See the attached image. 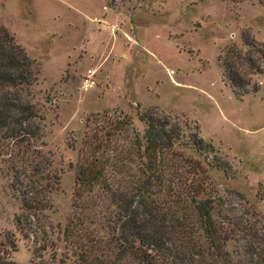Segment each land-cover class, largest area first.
Returning <instances> with one entry per match:
<instances>
[{"label":"rangeland","instance_id":"1","mask_svg":"<svg viewBox=\"0 0 264 264\" xmlns=\"http://www.w3.org/2000/svg\"><path fill=\"white\" fill-rule=\"evenodd\" d=\"M0 25L37 67L30 88L43 116L37 159H48L49 172L58 178L47 195L51 208L20 230L15 219L24 213L9 185L8 159L0 158V244L15 245L7 249L10 260L27 264L41 256L47 264H61V232L71 214L73 166L84 134L106 137L112 118L123 114L142 134L137 114L150 110L178 123L182 142L196 135L211 147L200 155L189 147L179 150L200 163L223 201L221 212L248 222L254 214L264 224V4L0 0ZM244 31L259 50L251 56L260 71L242 68L246 88L256 85L257 90L237 97L223 78L219 58L229 46L249 52ZM127 136L117 135L115 145L126 146Z\"/></svg>","mask_w":264,"mask_h":264},{"label":"trees","instance_id":"2","mask_svg":"<svg viewBox=\"0 0 264 264\" xmlns=\"http://www.w3.org/2000/svg\"><path fill=\"white\" fill-rule=\"evenodd\" d=\"M241 37L248 53L229 46L219 58L223 78L237 97L257 90L256 85L246 88L242 68L260 71L251 56L257 51L253 39L246 31ZM36 74L37 67L0 25V158L8 159L9 185L24 213L15 219L20 230L51 208L47 195L58 179L49 172L48 159H37L43 116L30 90ZM137 116L144 124L142 134L132 130L125 114L112 118L102 139L84 134L73 166L71 214L61 232L65 252L58 262L264 264V224L254 214L248 222L222 213L223 201L200 163L179 150L189 147L200 155L211 147L196 135L182 142L178 123L165 115L150 110ZM120 133L128 135L124 147L115 145ZM0 245V264H19L8 258L13 242ZM49 256L54 262L56 248ZM38 257L27 264H47Z\"/></svg>","mask_w":264,"mask_h":264}]
</instances>
